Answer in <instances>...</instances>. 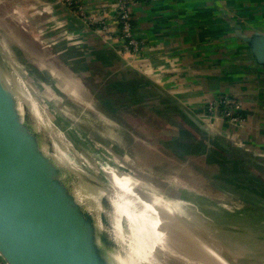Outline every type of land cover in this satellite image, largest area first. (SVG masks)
Masks as SVG:
<instances>
[{
    "label": "crops",
    "instance_id": "obj_1",
    "mask_svg": "<svg viewBox=\"0 0 264 264\" xmlns=\"http://www.w3.org/2000/svg\"><path fill=\"white\" fill-rule=\"evenodd\" d=\"M121 2L142 42L138 59L124 52L117 32L113 13ZM81 4L93 21L86 22L65 0L14 3L19 9L16 21L32 23V78L43 79L84 107H91L92 98L106 107L104 101L112 102L111 132L116 135L127 132L140 139V133L142 141L161 148L169 147L170 137L183 130L194 138V151L185 147L180 154L194 162L206 165L204 158L219 150L224 162L231 163L233 155L239 160L233 163L264 170V70L229 21L247 32L264 34V0H81ZM101 15L108 22L106 32L97 27L96 17ZM18 32L12 33L21 36ZM222 95L241 101L245 118L241 125L218 115L215 102ZM139 105L179 130L148 121V114L141 117L147 128H136L117 114V109L126 112Z\"/></svg>",
    "mask_w": 264,
    "mask_h": 264
},
{
    "label": "bare ground",
    "instance_id": "obj_2",
    "mask_svg": "<svg viewBox=\"0 0 264 264\" xmlns=\"http://www.w3.org/2000/svg\"><path fill=\"white\" fill-rule=\"evenodd\" d=\"M16 64L0 39V92L14 100L9 104L0 99V117L35 138L48 140L49 131L56 129H50L44 107L31 95ZM80 92L83 95L81 88ZM58 133L54 132L62 140ZM123 136L129 144L117 149L123 159L130 153L145 157V152L171 168H182L181 162L147 142L127 132ZM144 163L133 166L134 173L114 169L121 178L112 179L105 194L84 199L95 214L94 221L105 212L114 216L108 233L121 249L139 259L165 264H264V209L243 204L241 197L227 199L196 185L186 187L178 178L167 183L153 163ZM109 192L111 201L107 200Z\"/></svg>",
    "mask_w": 264,
    "mask_h": 264
},
{
    "label": "water",
    "instance_id": "obj_3",
    "mask_svg": "<svg viewBox=\"0 0 264 264\" xmlns=\"http://www.w3.org/2000/svg\"><path fill=\"white\" fill-rule=\"evenodd\" d=\"M229 21L255 64L264 70V34L247 32ZM0 99L14 102L1 92ZM52 131L48 140L35 138L0 117V254L6 262L165 264L139 259L121 249L108 233L112 214L105 212L94 221L95 214L84 199L98 192L105 194L109 186L58 162L54 146L65 149L66 144ZM122 225L128 227L125 222Z\"/></svg>",
    "mask_w": 264,
    "mask_h": 264
},
{
    "label": "rangeland",
    "instance_id": "obj_4",
    "mask_svg": "<svg viewBox=\"0 0 264 264\" xmlns=\"http://www.w3.org/2000/svg\"><path fill=\"white\" fill-rule=\"evenodd\" d=\"M9 1L0 0V39L7 53L24 74L23 80L31 95L33 94L41 106L44 107L46 115L52 122V127L59 132L58 134L66 144L65 149L55 144L54 153H56V158L59 160L56 161L60 162L62 160L68 166H72L71 168L95 177L105 185L111 184L112 179L121 178L114 173V169L124 174L134 173L131 170L133 166L138 167L144 162H151L153 163L152 167L163 174L161 178H164L167 183L178 178L183 181L186 187L194 188L196 185L216 194H224L227 199L241 197L246 205L264 209V170L256 168L251 163L247 165L233 163L239 162L233 155L230 157L232 164L224 162L225 156L219 150L215 151L214 156L205 157L206 165H201L197 161L194 162V158H190L185 154L176 157L169 152L170 146V148L165 145H162L161 148L156 147L165 155L181 162L182 168H171L163 162L151 158L145 152V157L141 155H137V157L133 155L134 157H132L130 153L123 159L120 150L117 149L121 144H129L123 134H121L123 138L120 140V135L117 136L111 132V128L115 126L109 109L110 106L113 109L112 111H115L112 102L107 101L109 106L106 107L100 101L92 98V102H89L91 107H84L55 92L49 83L38 78H32V23L28 21L30 24L27 25V22L16 21V14L19 11L17 6L14 5L16 0ZM24 11L28 12L27 9ZM9 16H12V18H9ZM15 24H17V27ZM16 29L21 33V36H15V33H12ZM36 39L40 40L38 36H36ZM20 45L23 49L20 48ZM117 114L121 115L119 111ZM137 126L140 129L144 127L140 123ZM140 139L142 138L140 137ZM125 161L127 165L122 163ZM111 166L112 168H107Z\"/></svg>",
    "mask_w": 264,
    "mask_h": 264
},
{
    "label": "built area",
    "instance_id": "obj_5",
    "mask_svg": "<svg viewBox=\"0 0 264 264\" xmlns=\"http://www.w3.org/2000/svg\"><path fill=\"white\" fill-rule=\"evenodd\" d=\"M67 5L86 22L93 21L94 17L88 16L82 7L81 0H65ZM114 20L117 24V32L123 41V50L133 57L138 59L141 52L142 42L137 36V28L133 24L132 18L126 4L121 2L114 10ZM98 21L97 27L106 32L109 30L106 17L101 15L96 17ZM119 25V26H118ZM215 107H218V115L229 122L241 125L244 122V116L241 113V101L235 96L222 95L216 102ZM210 109V108H209ZM0 264H8L0 254Z\"/></svg>",
    "mask_w": 264,
    "mask_h": 264
},
{
    "label": "trees",
    "instance_id": "obj_6",
    "mask_svg": "<svg viewBox=\"0 0 264 264\" xmlns=\"http://www.w3.org/2000/svg\"><path fill=\"white\" fill-rule=\"evenodd\" d=\"M119 26V25H118ZM104 103L107 105V101H104ZM119 113L121 114V116L124 115V118L130 122H134V126L136 128H138L137 124L140 123L141 125L143 124L145 128H147L145 125V122H141V119L147 115L148 116V121L154 122V124L158 123L159 126L165 127L169 129V127H175L173 122L171 121H167L166 119L164 120L162 117H160L158 114L155 115L153 112L146 110L144 107L142 106H138V107H134L131 108L130 110H126V112H124L123 110H119ZM142 117V118H141ZM169 124V126H168ZM142 125V126H143ZM176 128V127H175ZM142 129V128H141ZM167 129V130H168ZM177 130H179L178 128H176ZM171 132V131H168ZM138 136H142L140 133H137ZM170 145L171 149H170V153H173L176 157H179L180 152L183 153V151L185 150L184 148L187 147L188 150H190L192 153V151H194V138L188 134L186 131L183 130H179L178 134L176 136H174L173 138L170 137L169 142L166 143V145ZM168 145V146H169ZM189 152V151H186ZM181 155V154H180Z\"/></svg>",
    "mask_w": 264,
    "mask_h": 264
}]
</instances>
